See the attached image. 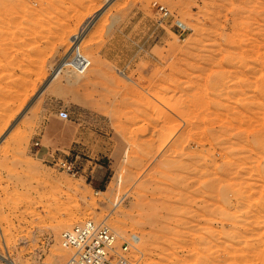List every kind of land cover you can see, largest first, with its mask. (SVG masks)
Wrapping results in <instances>:
<instances>
[{
  "label": "rangeland",
  "instance_id": "obj_1",
  "mask_svg": "<svg viewBox=\"0 0 264 264\" xmlns=\"http://www.w3.org/2000/svg\"><path fill=\"white\" fill-rule=\"evenodd\" d=\"M86 219L135 264L264 263V0H0V253L70 264Z\"/></svg>",
  "mask_w": 264,
  "mask_h": 264
},
{
  "label": "built area",
  "instance_id": "obj_2",
  "mask_svg": "<svg viewBox=\"0 0 264 264\" xmlns=\"http://www.w3.org/2000/svg\"><path fill=\"white\" fill-rule=\"evenodd\" d=\"M157 9L160 19L171 16L169 8L156 1L153 3ZM180 27L186 29V25L179 21ZM88 57V56H87ZM81 46L74 41L62 56L64 58L63 68L78 73L85 72L91 65V59L87 58ZM59 116L68 117L66 110H60ZM34 142V145H38ZM73 175L82 173V169L72 161L63 163ZM121 242H118V241ZM61 244L71 251L68 259L70 264H135L132 251L135 245L115 230L106 220L95 221L86 219L61 233ZM264 264V263H259Z\"/></svg>",
  "mask_w": 264,
  "mask_h": 264
},
{
  "label": "bare ground",
  "instance_id": "obj_3",
  "mask_svg": "<svg viewBox=\"0 0 264 264\" xmlns=\"http://www.w3.org/2000/svg\"><path fill=\"white\" fill-rule=\"evenodd\" d=\"M91 20H92V18H91ZM89 22V19L88 20H86V22L84 23V25H86L87 23ZM81 32V30L75 35V36H73V39H72V41H74L75 43H77V44H81L80 42V39H78L79 38V36H80V33ZM83 54L87 57V55L83 52ZM88 58V57H87ZM63 65H64V58H61L60 59V63H58L57 64V66H55V68H54V70H53V72L50 74V76H49V78L47 79V81L44 83V85L41 87V91L44 89V88H46L54 79H56L60 74H61V72L64 70V68H63ZM88 70V69H87ZM86 70V71H87ZM69 72H75V71H69ZM75 73H78V72H75ZM74 73V74H75ZM84 73V72H83ZM83 73H80V74H83ZM39 90V93L41 92ZM38 93V94H39ZM134 237V239L136 240V241H138L139 240V237L138 236H133ZM0 258L1 259H3V260H5L8 264H19V263H17L15 260H13V259H11V258H8V257H6V256H4V254H2V253H0ZM68 263H69V261H68Z\"/></svg>",
  "mask_w": 264,
  "mask_h": 264
},
{
  "label": "crops",
  "instance_id": "obj_4",
  "mask_svg": "<svg viewBox=\"0 0 264 264\" xmlns=\"http://www.w3.org/2000/svg\"><path fill=\"white\" fill-rule=\"evenodd\" d=\"M58 118H59L60 120H64V119H65V118H63V117H61V116H59V115H58Z\"/></svg>",
  "mask_w": 264,
  "mask_h": 264
}]
</instances>
